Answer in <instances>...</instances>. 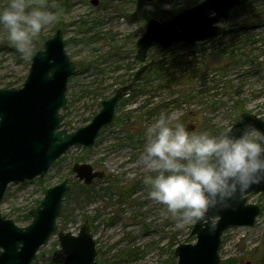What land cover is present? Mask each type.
<instances>
[{
  "label": "rangeland",
  "instance_id": "obj_1",
  "mask_svg": "<svg viewBox=\"0 0 264 264\" xmlns=\"http://www.w3.org/2000/svg\"><path fill=\"white\" fill-rule=\"evenodd\" d=\"M204 1V0H203ZM8 0H0V9ZM29 9L47 6L56 20L34 40V53L56 30L75 63L69 78L63 128L73 131L100 110V101L129 83L147 65L140 80L121 100L114 120L102 127L91 147L71 146L47 174L11 182L0 210L18 226L31 222L30 210L45 190L64 179L72 185L58 217V229L40 248L33 264H63L57 232L77 234L89 223L100 264H177L175 247L194 242L193 225L177 229L164 206L148 198L140 164L145 125L162 111L191 132L218 134L230 128L241 110L264 118V0H240L221 33L169 47L153 43L144 62L137 41L149 20L166 22L199 0H27ZM55 5L56 7H52ZM33 53V55H34ZM25 59L0 27V88H19L29 74ZM89 163L104 173L90 184L73 171ZM262 206L254 225H237L222 236L219 264H264V193L249 197Z\"/></svg>",
  "mask_w": 264,
  "mask_h": 264
},
{
  "label": "water",
  "instance_id": "obj_2",
  "mask_svg": "<svg viewBox=\"0 0 264 264\" xmlns=\"http://www.w3.org/2000/svg\"><path fill=\"white\" fill-rule=\"evenodd\" d=\"M239 4L240 0H204L169 21L149 20L137 41L136 57L144 62L153 43L169 47L176 42L192 43L219 35L220 21L229 18ZM42 53L46 57L42 58ZM146 69L147 65L140 67L129 83L103 98L100 110L87 124L68 131L63 128L64 114L60 111L67 107V84L75 72V63L67 54L62 30L58 28L32 56L23 85L0 88V202L9 183L45 176L52 163L73 145L93 146L101 128L114 120L121 99ZM241 117L244 123L264 130V118L244 110L230 127L234 131L242 127L238 122ZM73 171L85 184L104 175L89 163H76ZM70 190L68 179L48 187L40 203L30 210L31 222L26 226H18L0 210V264H33L40 248L58 229V217ZM260 193H264V183L252 185L232 208L214 214L216 225L212 232L193 225L191 235L196 240L175 247L177 264H219L222 235L230 227L256 223L262 207L249 202V197ZM57 234L65 255L63 264H100L89 223L82 224L77 234L65 230Z\"/></svg>",
  "mask_w": 264,
  "mask_h": 264
},
{
  "label": "clouds",
  "instance_id": "obj_3",
  "mask_svg": "<svg viewBox=\"0 0 264 264\" xmlns=\"http://www.w3.org/2000/svg\"><path fill=\"white\" fill-rule=\"evenodd\" d=\"M55 20L46 5L29 9L27 0H8L0 9V27L25 59L32 58L35 38ZM238 122L242 127L236 131L196 133L162 111L145 125L139 161L148 172L143 177L147 196L164 206L178 230L199 224L212 232L214 214L232 208L252 185L264 183V130L242 117Z\"/></svg>",
  "mask_w": 264,
  "mask_h": 264
},
{
  "label": "flooded vegetation",
  "instance_id": "obj_4",
  "mask_svg": "<svg viewBox=\"0 0 264 264\" xmlns=\"http://www.w3.org/2000/svg\"><path fill=\"white\" fill-rule=\"evenodd\" d=\"M141 77H142V76H141ZM139 80H140V79H139ZM125 84H127V83H125ZM125 84H123V85H125ZM123 85H121V86H123ZM121 86H120V87H121ZM130 87H131V86H130ZM129 89H130V88H129ZM129 89H128V91H129ZM128 91H127V92H128ZM115 92H116V91H115ZM126 95H127V93H126ZM126 95H125V96H126ZM105 98H106V97H105ZM123 98H124V97H123ZM123 98H122V99H123ZM122 99H121V100H122ZM120 102H121V101H120ZM119 104H120V103H119ZM116 115H117V114H116ZM115 117H116V116H115ZM109 124H110V123H109ZM101 129H102V128H101ZM100 131H101V130H100ZM99 133H100V132H99ZM98 135H99V134H98ZM97 137H98V136H97ZM96 139H97V138H96ZM95 141H96V140H95ZM93 145H94V144H93ZM98 178H99V177H98ZM100 178H101V177H100ZM95 179H96V178H95ZM92 182H93V181H92ZM84 183H85V182H84ZM87 185H88V184H87ZM71 188H72V185H71ZM221 244H222V242H221ZM220 247H221V245H220ZM219 252H220V248H219Z\"/></svg>",
  "mask_w": 264,
  "mask_h": 264
},
{
  "label": "trees",
  "instance_id": "obj_5",
  "mask_svg": "<svg viewBox=\"0 0 264 264\" xmlns=\"http://www.w3.org/2000/svg\"><path fill=\"white\" fill-rule=\"evenodd\" d=\"M241 111H243V110H241ZM241 111H240V112H241ZM240 112H239V113H240ZM91 118H92V117H91ZM172 259H175V256H174V255H172Z\"/></svg>",
  "mask_w": 264,
  "mask_h": 264
}]
</instances>
